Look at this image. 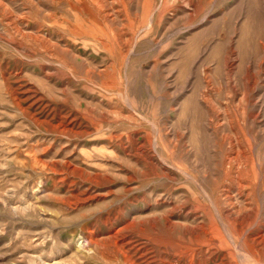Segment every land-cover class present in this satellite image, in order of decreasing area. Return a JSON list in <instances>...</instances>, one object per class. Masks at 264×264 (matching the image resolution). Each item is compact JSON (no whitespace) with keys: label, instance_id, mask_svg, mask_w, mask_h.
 Wrapping results in <instances>:
<instances>
[{"label":"rangeland","instance_id":"obj_1","mask_svg":"<svg viewBox=\"0 0 264 264\" xmlns=\"http://www.w3.org/2000/svg\"><path fill=\"white\" fill-rule=\"evenodd\" d=\"M2 1L0 264H264V0Z\"/></svg>","mask_w":264,"mask_h":264},{"label":"bare ground","instance_id":"obj_2","mask_svg":"<svg viewBox=\"0 0 264 264\" xmlns=\"http://www.w3.org/2000/svg\"><path fill=\"white\" fill-rule=\"evenodd\" d=\"M5 1V0H3ZM2 1V2H3ZM110 1V0H109ZM95 2L98 3V6L99 7H103V4L100 3V0H95ZM3 4V3H2ZM109 11V10H108ZM106 11V12H108ZM110 12V11H109ZM9 13V12H8ZM7 13V14H8ZM11 14V13H9ZM8 14V15H9ZM77 14V13H76ZM15 15V14H14ZM24 15V14H23ZM26 16V15H25ZM109 17L111 15H108ZM112 17V16H111ZM114 17V16H113ZM124 17V16H123ZM122 17V18H123ZM11 18H9L10 20ZM15 20V19H14ZM11 21V20H10ZM18 22V20H16ZM16 21H15V27L13 28H16L17 27V24H16ZM124 22V21H123ZM150 22V21H149ZM13 23V21H12ZM126 23V22H125ZM39 25V24H38ZM41 26V24H40ZM27 27V26H26ZM22 28V27H21ZM17 29V28H16ZM33 29V28H32ZM40 30V28H39ZM74 30V29H73ZM125 30V29H124ZM32 32V30H30ZM81 31V30H80ZM122 31V30H121ZM19 32V31H18ZM23 32V31H22ZM41 32V31H40ZM76 32V31H75ZM74 32V33H75ZM16 33V32H15ZM14 33V34H15ZM35 33V32H34ZM77 33V32H76ZM125 33V32H124ZM138 33V32H137ZM26 34V33H24ZM37 34V33H36ZM35 34V35H36ZM39 34V33H38ZM26 36V35H25ZM32 36V35H31ZM40 36V35H39ZM121 36V35H120ZM126 36V35H125ZM123 36V37H125ZM24 37V36H23ZM34 37H37V36H34ZM38 38V37H37ZM40 38L42 39V37L40 36ZM47 38V36H46ZM45 38V40H47ZM33 39V38H32ZM35 39V38H34ZM44 39V37H43ZM121 39V38H120ZM126 39V38H125ZM38 41V40H37ZM36 41V42H37ZM43 41V40H42ZM35 42V41H34ZM38 43V42H37ZM42 43V42H41ZM49 43H52L50 42L49 40ZM95 43V42H94ZM43 44V43H42ZM47 44V43H46ZM44 44V45H46ZM46 47V46H44ZM51 48V47H50ZM109 48V46H108ZM107 48V49H108ZM111 54V53H110ZM207 195V194H206ZM207 197H209V195H207ZM211 199V203L213 204V206L217 208L218 210V214L220 216V218L222 219L221 221H223V223H225L226 225V218L224 215H222V213H220V207L217 205L216 201L212 198ZM219 203V202H218ZM233 204V203H231ZM240 208V207H239ZM222 212V211H221ZM219 218V219H220ZM215 219V218H214ZM173 221V220H172ZM230 221V220H229ZM227 226V225H226ZM203 227V226H202ZM210 227V228H209ZM208 227V229H204L202 232L203 233H199L196 234L193 238H189L190 239V242L189 243H182V242H179L176 244V248H175V251H174V255H177L178 256H182V255H185L184 257V264H208V262H210L211 260L214 262V264H238L237 262V259L235 258L234 256V251L233 249H235L234 247L237 248V250H241V246L242 245H239V244H235V246L233 247L232 249V245L230 244L229 240H227L225 237H223V234H220L219 233V230H217V232H215V225L213 227H211V224L210 226ZM227 228V227H226ZM229 228V227H228ZM234 229V228H233ZM225 230V229H224ZM245 230V229H244ZM197 231V230H196ZM185 232V231H184ZM198 232V231H197ZM222 232V230H221ZM234 232V230L231 229V235L232 233ZM236 232V231H235ZM243 232V230H242ZM218 233V234H217ZM223 233V232H222ZM237 233V232H236ZM235 233V234H236ZM238 233H240L238 231ZM217 234V235H216ZM243 234V233H241ZM234 235V234H233ZM218 236V237H217ZM228 236V235H227ZM237 236V235H236ZM184 237V236H182ZM217 237V238H216ZM240 237V236H239ZM229 238V237H227ZM236 238V237H235ZM237 239V238H236ZM242 239V238H241ZM238 242V240H236ZM244 241V240H243ZM246 241V240H245ZM232 243V242H231ZM246 244V243H245ZM247 244L248 241H247ZM246 244V245H247ZM249 246V245H248ZM243 247V246H242ZM251 247V246H249ZM248 248V247H247ZM236 250V251H237ZM244 250H245V246H244ZM251 252L246 253L247 257L250 258L249 260V264H259L257 263L258 260H260V258H258L257 256V253L254 249H250L249 250ZM243 253V252H242ZM245 253V252H244ZM245 256V255H244ZM243 256V258H244ZM175 257V258H176ZM181 260V258H179ZM178 259V260H179ZM245 259V258H244ZM182 261V260H181ZM240 261V260H238ZM170 262V261H169ZM247 262V261H246ZM245 260H244V264L246 263ZM46 264H56V262H53V263H46ZM176 264V263H175Z\"/></svg>","mask_w":264,"mask_h":264}]
</instances>
